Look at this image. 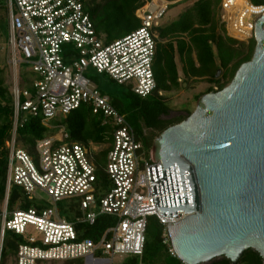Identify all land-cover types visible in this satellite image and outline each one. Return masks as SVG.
<instances>
[{
    "label": "built area",
    "instance_id": "1",
    "mask_svg": "<svg viewBox=\"0 0 264 264\" xmlns=\"http://www.w3.org/2000/svg\"><path fill=\"white\" fill-rule=\"evenodd\" d=\"M168 6L167 0H144L136 11L141 26L106 44L80 0H7V64L14 110L6 142L9 157L6 197L0 212V264L8 231L22 237L23 243L7 264H66L82 259L84 264H112L116 255L141 257L149 218H156L163 226L164 244L170 245L166 223H177L187 214L177 211L178 217L166 216L153 203L148 168L162 163L147 158L125 116L86 77L91 70L140 98L155 93L163 96L157 92L154 64L159 28ZM263 15L264 5L221 0L220 22L227 36L239 42L254 39L255 21ZM28 73L33 76L28 77ZM84 105H90L103 125L112 128L104 170L111 183L109 189L97 178L96 156L106 150L104 145L69 143L64 129L38 140L32 154L20 140L19 131L29 119H41L47 126ZM12 186L33 199L39 190L55 205L74 200L81 216L68 221L57 208L50 207L9 211ZM100 216L112 217L115 222L96 241L80 238L77 226H93ZM28 228L41 238H26ZM170 252L175 256L171 245Z\"/></svg>",
    "mask_w": 264,
    "mask_h": 264
},
{
    "label": "water",
    "instance_id": "2",
    "mask_svg": "<svg viewBox=\"0 0 264 264\" xmlns=\"http://www.w3.org/2000/svg\"><path fill=\"white\" fill-rule=\"evenodd\" d=\"M251 61L222 91L155 139L149 167L153 203L183 264H237L252 249L264 264V15L255 21ZM221 71H218L217 77Z\"/></svg>",
    "mask_w": 264,
    "mask_h": 264
},
{
    "label": "trees",
    "instance_id": "3",
    "mask_svg": "<svg viewBox=\"0 0 264 264\" xmlns=\"http://www.w3.org/2000/svg\"><path fill=\"white\" fill-rule=\"evenodd\" d=\"M85 12L94 24L97 35L106 44L121 39L141 26L136 17V11L144 4V0H80ZM174 2L177 0H167ZM192 4L170 24L159 28L160 40L157 46V55L154 64V73L157 82V92L147 98H140L127 88L125 105L122 108L117 100L110 104L134 129L137 140L143 149L150 152L153 143L159 135L168 128L183 122L187 116L166 120L171 113V103L168 94L183 89V84L189 80H203L210 87L198 99L211 92L222 91L233 80L239 68L251 61L256 46L255 39L248 43L239 42L227 36L225 26L220 22L219 14L221 0H192ZM253 5H264V0H249ZM218 71H221L217 77ZM26 74L23 73V77ZM183 80L179 82L180 79ZM28 81L27 78H24ZM217 88V90H215ZM102 93V92H101ZM105 95L104 93H102ZM14 103L10 86L6 85L3 70L0 71V212L4 205L8 175L9 152L6 142L10 139L13 123ZM95 116V121L90 123L88 116ZM59 127L68 134L69 143L92 142L97 145L112 143V128L103 125L101 116L94 114L90 105H84L73 111L65 118L51 121L47 126L41 119H29L23 129L19 131L23 147L29 152H34L38 140L48 137L52 129ZM92 128V134L88 128ZM110 143V144H111ZM109 149V148H108ZM106 150L101 155L105 156ZM98 182L104 189H109L111 183L107 175L97 174ZM72 207H77L74 200ZM37 206L33 199L23 191L12 186L9 193L8 210L31 209ZM153 219L154 227L150 234V220ZM115 219L100 216L95 225H78L76 230L80 238L97 240ZM163 226L156 218L148 219L144 252L141 257L133 256L130 264H183L170 252V245L164 244L162 238ZM23 243L22 237L13 232H6L4 237L1 264H7L8 257L16 253L19 245ZM76 261L67 262V264ZM232 264L229 260L221 258L219 263ZM237 264H263L260 255L252 249L247 250Z\"/></svg>",
    "mask_w": 264,
    "mask_h": 264
},
{
    "label": "rangeland",
    "instance_id": "4",
    "mask_svg": "<svg viewBox=\"0 0 264 264\" xmlns=\"http://www.w3.org/2000/svg\"><path fill=\"white\" fill-rule=\"evenodd\" d=\"M192 0H177L174 2H169L168 10L166 11L163 19L161 20V26L170 24L171 22L178 19V17L186 10L188 6L192 4ZM9 38V13L7 9V0H0V71L3 70L4 76L6 79V85L10 86L11 84V75L8 70V64H7V58H8V52H7V42ZM221 74V73H220ZM28 77H32L33 75L31 73L27 74ZM86 77L90 79L93 85L99 88V90L104 93L106 96L110 97L112 100H117L121 107L125 105V94L127 91V87L120 86L116 84L115 82L111 81L105 76L98 75L94 71H89L86 74ZM183 80V77H182ZM210 87V85L201 80H189L188 83L183 84V89L173 92L171 94H168V98L171 103V113L169 117H166V120L175 119L181 116H187V111H191V113L195 109V97L197 95H200L202 93H205V91ZM122 107V108H123ZM88 121L92 123L95 121V116L89 115ZM90 134H92V128H88ZM60 132L59 127H55V129H52L51 134L48 137L55 136ZM111 143V142H110ZM110 143H105L104 148L108 149L111 147ZM84 145H88L87 143H82ZM151 151V150H150ZM143 152L147 156L148 159H150V152L146 151V149H143ZM97 174L103 173L106 168V161L105 156H102L101 153L97 154ZM33 202L37 206L43 207V208H57L59 215L62 218L67 219L68 221H75L78 217L81 215L78 212V205L77 207L71 206V201H61L58 205H55L49 198L39 190H36L33 193ZM96 213L98 210L95 211ZM153 219L150 220V234L152 235V231L154 229L152 225ZM26 238L30 239H40L41 235L33 230V228H28L27 234L25 236ZM16 253L14 252L13 255ZM107 257V256H106ZM110 258V256H108ZM133 259V256L131 255H116L113 258L112 264H130L131 260ZM10 257H8L7 262L9 263ZM221 259H218L214 261L213 263H219ZM211 263V264H213ZM56 264V263H55ZM67 264V263H66ZM70 264V263H69ZM72 264H84V260L76 261V263Z\"/></svg>",
    "mask_w": 264,
    "mask_h": 264
}]
</instances>
